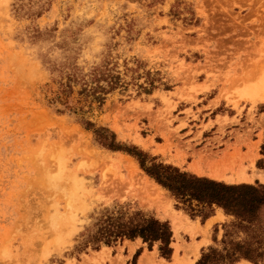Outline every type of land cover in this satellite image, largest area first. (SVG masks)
I'll use <instances>...</instances> for the list:
<instances>
[{
    "label": "rangeland",
    "instance_id": "374dc122",
    "mask_svg": "<svg viewBox=\"0 0 264 264\" xmlns=\"http://www.w3.org/2000/svg\"><path fill=\"white\" fill-rule=\"evenodd\" d=\"M95 74L116 80L101 102L83 91ZM127 151L264 184V0H0V264H183L198 248L196 264L219 247L232 217L175 199ZM117 210L167 222L170 257L140 239L94 249Z\"/></svg>",
    "mask_w": 264,
    "mask_h": 264
},
{
    "label": "trees",
    "instance_id": "16d2710c",
    "mask_svg": "<svg viewBox=\"0 0 264 264\" xmlns=\"http://www.w3.org/2000/svg\"><path fill=\"white\" fill-rule=\"evenodd\" d=\"M102 80L107 81L106 86H100ZM91 83L94 87L87 88V83H84L83 91L98 102L103 99L100 94H106L116 86L114 78L99 74L93 76ZM66 88L71 91L69 85ZM87 125L91 126L89 123ZM111 137L114 138V134H111ZM105 140L106 137H103V141ZM103 146L110 150H122L114 141L107 144L105 142ZM128 153L136 158L146 175L183 204L192 205L196 202L200 206H216L221 208L225 215L232 217V221L223 226L224 233L219 247L208 248L196 264H235L240 260L252 264L264 263V227L259 220L260 213L264 211V184L226 185L182 173L171 166L151 164L148 167L145 154L130 151ZM254 207L257 209L255 215L251 211ZM209 216L205 214L203 217L206 219ZM95 227L96 230L88 243L95 244L96 250L100 243L110 246L122 239H140L149 248L154 243L160 244L159 252L165 258L170 257L172 253V231L169 224L148 217L142 212H108L98 220Z\"/></svg>",
    "mask_w": 264,
    "mask_h": 264
},
{
    "label": "bare ground",
    "instance_id": "6f19581e",
    "mask_svg": "<svg viewBox=\"0 0 264 264\" xmlns=\"http://www.w3.org/2000/svg\"><path fill=\"white\" fill-rule=\"evenodd\" d=\"M258 95V94H257ZM234 155V154H233ZM239 155L240 154H238V157H236V159H238L239 158ZM231 156H232V154H231ZM241 156V155H240ZM234 157H235V155H234ZM231 158V157H230ZM246 158V157H245ZM249 157H247V159H248ZM232 159V158H231ZM240 159V158H239ZM238 159V160H239ZM228 160V159H227ZM234 161H235V159H233ZM239 163V162H238ZM230 166V165H229ZM231 167V166H230ZM240 170V172L242 171L241 169H239ZM223 171V170H222ZM243 173V172H242ZM216 175V177H221V175H217V173H215ZM238 174V173H237ZM241 174V173H240ZM242 175V174H241ZM212 176V175H211ZM214 176V175H213ZM240 177H242V176H240ZM226 178V177H225ZM228 179V178H227ZM243 179V178H242ZM260 179L261 180H264V178L261 176L260 177ZM237 180V179H236ZM239 181V180H238ZM237 183V182H236ZM177 225V224H176ZM175 225V226H176ZM178 228V227H177ZM199 247V246H198ZM182 248V247H181ZM180 248V249H181ZM195 248V247H194ZM194 248H192L193 250H194ZM176 249H179L178 248V245H177V247H176ZM198 249V248H197ZM197 249L195 250V252L193 253V256H194V258H191V257H187V258H185L184 260H183V264H194L195 263V260L197 259V257H198V251H197ZM188 250H189V248H188ZM179 251V250H178ZM189 251H191V249L189 250ZM177 251H175V253H176ZM189 255H191V254H189ZM176 260H178V259H176ZM180 262V261H179ZM244 263H246V264H250V263H247V262H244ZM138 264H149L148 263V256L146 255V253L145 254H143L141 257H140V259H139V261H138ZM182 264V263H181Z\"/></svg>",
    "mask_w": 264,
    "mask_h": 264
},
{
    "label": "snow or ice",
    "instance_id": "6c2138e0",
    "mask_svg": "<svg viewBox=\"0 0 264 264\" xmlns=\"http://www.w3.org/2000/svg\"><path fill=\"white\" fill-rule=\"evenodd\" d=\"M251 211H252L253 215H255L257 209L254 207V208L251 209ZM259 220H260L261 226L264 227V211H262L260 213Z\"/></svg>",
    "mask_w": 264,
    "mask_h": 264
},
{
    "label": "crops",
    "instance_id": "0c3cea01",
    "mask_svg": "<svg viewBox=\"0 0 264 264\" xmlns=\"http://www.w3.org/2000/svg\"><path fill=\"white\" fill-rule=\"evenodd\" d=\"M263 178H264V176H262ZM263 182H264V180H262ZM173 254H174V252H173ZM172 258H173V256L171 257V260H172Z\"/></svg>",
    "mask_w": 264,
    "mask_h": 264
}]
</instances>
